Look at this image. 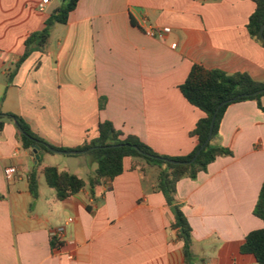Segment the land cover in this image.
Instances as JSON below:
<instances>
[{
  "label": "crops",
  "instance_id": "0c3cea01",
  "mask_svg": "<svg viewBox=\"0 0 264 264\" xmlns=\"http://www.w3.org/2000/svg\"><path fill=\"white\" fill-rule=\"evenodd\" d=\"M40 1L0 0V111L24 119L50 146L75 150L109 121L158 154L186 156L204 116L179 89L194 65L264 81V47L247 29L252 0H79L44 50L33 51L9 80L28 36L62 4L50 0L40 11ZM151 29L154 36L145 32ZM2 122L0 264H258L241 252L246 236L264 228L254 215L264 182V112L255 101L234 103L223 117L221 144L233 156L177 184L175 198L192 229L190 259L155 190L158 170H133L126 157L123 173L94 195L85 188L59 200L42 169L87 180L95 171L90 160L40 150L37 167L14 121ZM57 229L62 234L53 240Z\"/></svg>",
  "mask_w": 264,
  "mask_h": 264
},
{
  "label": "trees",
  "instance_id": "16d2710c",
  "mask_svg": "<svg viewBox=\"0 0 264 264\" xmlns=\"http://www.w3.org/2000/svg\"><path fill=\"white\" fill-rule=\"evenodd\" d=\"M79 0H62V4L56 13H53L45 23V27L28 36L25 41V51L15 65L14 72L33 51H43L50 37L51 29L57 24H66L69 13L75 9ZM256 4L255 11L250 16L247 29L253 39L264 47L263 37L260 35V28L264 24V0H252ZM180 91L187 101L200 109L204 116L197 122L195 129L191 132L192 137L198 140L197 145L186 156L169 157L158 154L150 146L143 143L134 135L125 136L117 130L109 121L99 124L98 137L88 144L75 150H87V154L96 164L94 174L87 180L78 177L76 174L61 171L55 166H46L42 174L46 184L52 188L59 200L67 199L78 194L85 188L94 195L95 189L106 180H113L123 173V160L126 157L132 159V169L145 166L158 169L157 183L155 190L162 193L167 205L170 207L174 222L172 228L177 230L178 236L183 240V253L189 259L191 254V226L184 215L181 205L176 201L177 184L182 179L196 180L198 175L206 172L209 165L220 157L233 156V152L221 144L220 126L223 117L230 105L245 101H255L261 112H264L262 103L263 94L253 95L255 92L264 89V81H257L245 73L227 74L220 70H209L200 65H194L185 80L180 85ZM225 102V103H224ZM221 103H224L220 106ZM217 111L212 130V136L208 143L202 148L193 163L189 162L206 142L209 136L210 127L214 113ZM0 127L2 120L18 122V136L22 147L33 153L32 145L37 144L42 152L52 153L44 140L38 137L21 117L0 111ZM59 151H71L70 148L54 147ZM181 162L174 164L173 162ZM41 164V159L37 167ZM30 192L34 198L38 196V179L36 171L30 177ZM254 215L264 221V182L259 192L258 200L254 208ZM241 252L251 254L258 264H264V228L250 232L241 247Z\"/></svg>",
  "mask_w": 264,
  "mask_h": 264
},
{
  "label": "water",
  "instance_id": "95a60500",
  "mask_svg": "<svg viewBox=\"0 0 264 264\" xmlns=\"http://www.w3.org/2000/svg\"><path fill=\"white\" fill-rule=\"evenodd\" d=\"M260 35L261 37H263V32H264V24L261 26L260 28ZM264 93V89L263 90H260L258 92H255L253 95H259V94H263ZM225 103V102H224ZM224 103H221L220 106H222ZM216 114H217V111L214 113V116L212 118V122H211V127H210V132H209V136H208V139L206 140V142L202 145V147L198 150V152L196 153V155L189 161V162H184L186 164L188 163H193L197 156L199 155V153L201 152L202 148L208 143V141L210 140L211 136H212V130H213V126H214V122H215V117H216ZM14 124L15 126L18 128V122L17 121H14ZM46 147L48 148V150H50L51 152H54V153H60V154H65V155H81V154H85L87 152H89L90 150L93 149L92 148H89L87 150H71V151H59V150H56V149H53L50 145H46ZM32 149H33V153L35 155V160H36V163L41 159V156H40V147L37 145V144H33L32 145ZM174 164H179L181 162H176L174 161L173 162Z\"/></svg>",
  "mask_w": 264,
  "mask_h": 264
},
{
  "label": "built area",
  "instance_id": "2783aa9c",
  "mask_svg": "<svg viewBox=\"0 0 264 264\" xmlns=\"http://www.w3.org/2000/svg\"><path fill=\"white\" fill-rule=\"evenodd\" d=\"M50 3V0H41L39 5H38V9L40 11H44L46 6ZM146 34L149 35V36H154V31L151 29V30H145ZM16 173V168L12 167V168H8L6 170V177L7 178H10L11 176H13L14 174ZM72 219H70L69 221H71ZM62 229H57L55 231H53L51 233V238L53 240H57V238L62 234Z\"/></svg>",
  "mask_w": 264,
  "mask_h": 264
},
{
  "label": "rangeland",
  "instance_id": "374dc122",
  "mask_svg": "<svg viewBox=\"0 0 264 264\" xmlns=\"http://www.w3.org/2000/svg\"><path fill=\"white\" fill-rule=\"evenodd\" d=\"M70 158H75V157H70ZM82 158H88L90 160L91 165L93 166V168L96 169V164L91 160V158L89 157V155L87 153H85V155H82ZM73 160V162H75V159H71ZM150 170H158L156 167H150Z\"/></svg>",
  "mask_w": 264,
  "mask_h": 264
}]
</instances>
